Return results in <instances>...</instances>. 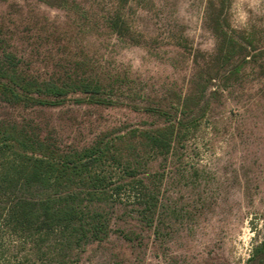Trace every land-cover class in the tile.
<instances>
[{
  "label": "rangeland",
  "instance_id": "rangeland-1",
  "mask_svg": "<svg viewBox=\"0 0 264 264\" xmlns=\"http://www.w3.org/2000/svg\"><path fill=\"white\" fill-rule=\"evenodd\" d=\"M59 2V0H50ZM61 2V1H60ZM91 0H67L65 6L42 0H0V43L40 72L72 69L96 75L124 91L116 105L67 101L59 106H10L0 100V118L26 120L62 146H81L102 132L147 126L156 117L141 108L184 92L197 50L211 52L215 39L207 28L210 0H145L134 8V24L145 43L130 44L105 28L77 33L81 7ZM227 20L251 32L264 46V0H223ZM183 34L191 51L175 43ZM249 69V68H248ZM249 69L241 80L212 98L209 111L183 137L169 161L151 158L158 173L157 231L131 217L113 226L132 227L140 237L116 232L88 245L73 264H259L264 252V75ZM213 87H210L212 89ZM131 94L133 97H127ZM134 102V103H133ZM111 172L118 167L107 165ZM128 196L122 192L121 197ZM115 214L123 207L106 205ZM116 221V223H114ZM0 227V261L25 260L26 249Z\"/></svg>",
  "mask_w": 264,
  "mask_h": 264
},
{
  "label": "trees",
  "instance_id": "trees-1",
  "mask_svg": "<svg viewBox=\"0 0 264 264\" xmlns=\"http://www.w3.org/2000/svg\"><path fill=\"white\" fill-rule=\"evenodd\" d=\"M42 1L65 6L67 0ZM131 1L140 6L145 0H91L81 7L77 33L105 28L127 43H145L144 33L134 24ZM205 17L214 48L193 54L185 91L163 103L133 102L156 117L147 126L102 132L88 143L68 147L24 119L0 118V227L27 250L24 261L6 259L0 264H73L80 251L113 232L126 240L138 239L140 232L134 228L113 226L114 218L124 220L127 205L136 224L157 231L160 182L149 168L150 159L160 157L167 163L209 111L212 98L249 69L256 67L264 75V46H258L251 32L230 26L223 0H210ZM174 38L177 46L191 51L183 34ZM125 95L96 75L74 69L65 74L35 70L0 43V100L10 106L50 107L67 101L112 106ZM108 164L118 172H111ZM122 192H128L125 200ZM114 204L124 208L120 214L105 207ZM262 252L264 242L255 246L253 255Z\"/></svg>",
  "mask_w": 264,
  "mask_h": 264
}]
</instances>
